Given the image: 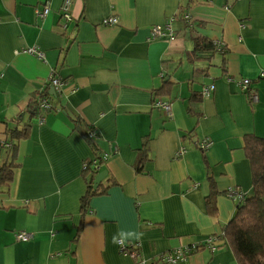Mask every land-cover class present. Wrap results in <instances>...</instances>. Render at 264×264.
Here are the masks:
<instances>
[{
    "label": "crops",
    "instance_id": "1",
    "mask_svg": "<svg viewBox=\"0 0 264 264\" xmlns=\"http://www.w3.org/2000/svg\"><path fill=\"white\" fill-rule=\"evenodd\" d=\"M62 1L0 0V264H235L224 231L264 137V0H70L66 26Z\"/></svg>",
    "mask_w": 264,
    "mask_h": 264
},
{
    "label": "trees",
    "instance_id": "2",
    "mask_svg": "<svg viewBox=\"0 0 264 264\" xmlns=\"http://www.w3.org/2000/svg\"><path fill=\"white\" fill-rule=\"evenodd\" d=\"M11 134L13 138L19 137L15 131H12ZM20 134H22L21 136L25 135L23 132ZM89 142L98 152L94 143ZM16 144V142H11L10 150L14 149ZM247 149L252 171L253 196L246 198L244 204L237 208L224 234L233 253L235 264H264V137L258 138L257 143H253ZM11 178L12 169L2 166L0 168V185L7 183ZM88 188V196L97 192L91 185ZM207 202H210L208 198ZM201 249L203 247L199 248V250Z\"/></svg>",
    "mask_w": 264,
    "mask_h": 264
},
{
    "label": "built area",
    "instance_id": "3",
    "mask_svg": "<svg viewBox=\"0 0 264 264\" xmlns=\"http://www.w3.org/2000/svg\"><path fill=\"white\" fill-rule=\"evenodd\" d=\"M70 5V0H63L62 4H61V18H62V23L64 26H66L67 22H69L71 20L70 14L68 13V8ZM49 12V5L48 3H45L43 5V7L39 10H36V14L39 17H44L47 13ZM117 19L113 16H110L106 19H104L103 23L104 24H108V25H113L117 23ZM153 33L157 34L159 36L161 35H168L169 37H173L172 32L170 29H168V31H164V29L158 25L156 27L153 28ZM53 86H55L58 90L61 86L60 83H58L56 81V79L52 80L51 83ZM240 88L242 90H245L246 92L249 93V98L251 100L252 103H256L258 100V96L257 93L250 87V80L247 78H243L241 80H239L238 82ZM213 90V85H209V87H204L201 90V94L203 96H208L210 91ZM157 106H160L161 108H163V110L167 113V115L170 117L171 116V109H170V104L168 102H158L156 103ZM88 136L90 138H93L96 136L95 132L93 129L88 131ZM211 145V141L208 139H203L202 141L199 142L198 147L203 151V150H207V148ZM183 149H180L179 152H182ZM107 155H99L98 157H94L92 160H89L87 162H85L83 164V169H89V170H97L99 168V165L101 162H103V159L106 158ZM32 238V233L29 231H16L14 232V239L16 241H28L29 239ZM218 239V237H207V239H205L203 242L198 241L196 244H192V245H185L182 247H179L177 249H175L172 252H168L167 254L163 255L161 260L165 263H177V262H183L186 260L187 255L190 253H194L197 250L199 251V248H209L211 251L216 249V240ZM117 245L119 247V249L121 250V252H123L124 254H130L131 256H134V252L133 251H129L128 249V245L122 240V239H118L117 240ZM131 247L133 245H130Z\"/></svg>",
    "mask_w": 264,
    "mask_h": 264
},
{
    "label": "water",
    "instance_id": "4",
    "mask_svg": "<svg viewBox=\"0 0 264 264\" xmlns=\"http://www.w3.org/2000/svg\"><path fill=\"white\" fill-rule=\"evenodd\" d=\"M104 174H105V171H100L93 178H91L92 185H93L94 189L97 187L99 180L103 177Z\"/></svg>",
    "mask_w": 264,
    "mask_h": 264
},
{
    "label": "rangeland",
    "instance_id": "5",
    "mask_svg": "<svg viewBox=\"0 0 264 264\" xmlns=\"http://www.w3.org/2000/svg\"><path fill=\"white\" fill-rule=\"evenodd\" d=\"M137 256H138V253H137V255H135L134 257H132L131 259H133V261L135 262V261H137L136 260Z\"/></svg>",
    "mask_w": 264,
    "mask_h": 264
}]
</instances>
